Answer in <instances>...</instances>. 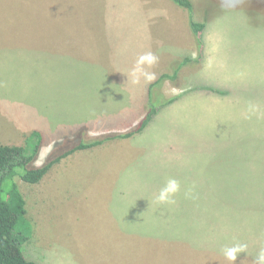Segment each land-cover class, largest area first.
<instances>
[{
  "label": "rangeland",
  "instance_id": "obj_1",
  "mask_svg": "<svg viewBox=\"0 0 264 264\" xmlns=\"http://www.w3.org/2000/svg\"><path fill=\"white\" fill-rule=\"evenodd\" d=\"M135 1L143 0H0V144L22 148L40 131L33 167L137 126L147 87L184 59L151 97L157 105L194 93L179 106V123L164 126L179 130V161H163L166 144L143 137L141 147L65 161L38 184L16 178L32 226L24 254L37 264H230L223 249L240 243L247 249L235 264H254L264 249V0H195L201 58L179 7L167 14L172 23L153 14L137 25L127 19ZM148 51L159 57L146 67L156 79L134 82L131 70ZM132 107L133 125L113 122ZM169 178L181 190L175 203L158 204Z\"/></svg>",
  "mask_w": 264,
  "mask_h": 264
},
{
  "label": "trees",
  "instance_id": "obj_2",
  "mask_svg": "<svg viewBox=\"0 0 264 264\" xmlns=\"http://www.w3.org/2000/svg\"><path fill=\"white\" fill-rule=\"evenodd\" d=\"M176 6L184 9L188 13L189 28L196 38L199 58L202 57L203 40L201 33L205 29L204 23L193 20V5L190 0H169ZM190 60L184 59L178 64L171 76L162 75L157 81L149 86L147 111L137 126L125 133H117L104 136L89 143L78 142L71 148L55 155L40 167H33L32 163L40 152L42 136L38 131L31 132L25 139L22 148L0 144V264H37L24 254V246L32 237V226L27 218L25 200L21 195L16 178L27 184H38L62 159L81 150H87L101 145L113 139H128L136 134H140L158 114L165 105L174 102L176 99H168L160 104L153 103L150 90L159 85L162 81L174 79L179 66H183ZM209 90L217 94L224 92L210 88ZM20 152V155L13 157V154Z\"/></svg>",
  "mask_w": 264,
  "mask_h": 264
},
{
  "label": "crops",
  "instance_id": "obj_3",
  "mask_svg": "<svg viewBox=\"0 0 264 264\" xmlns=\"http://www.w3.org/2000/svg\"><path fill=\"white\" fill-rule=\"evenodd\" d=\"M194 1L195 0L191 1L193 5H194ZM134 5H135V7H134ZM174 5L175 4L169 0H143V1H139V2L135 1L131 5V7H134V8H132L133 16L127 17V19H129L131 22H133L137 25H143L146 21L145 15H146L147 19L151 22L153 20V14H154L156 16V18L158 19V21L165 19L166 21L171 22L167 16V14H168L170 9L173 11H175V9L177 10V8H175ZM151 7H154L157 10L151 11L150 10ZM194 7H195V5H194ZM194 7H193V18H194ZM143 8H148L149 10L143 11L142 10ZM180 9H179V16H181L184 27H186L187 25H189L188 13H187V11L184 12V10H180ZM136 13H138V14H136ZM149 28L150 27H148L147 29H149ZM183 35L184 34L180 33L179 41H183V43H185V40H188V41L191 40L192 41V38L189 35V33H188V37H186L185 35L183 37ZM160 40L161 41L166 40V37L162 38ZM149 86L147 87V89H148L147 95L149 93ZM205 91H207V90H205ZM205 91L203 90L201 92L203 93ZM207 92H209V91H207ZM193 94L194 93L192 92V93L186 94L187 96L182 95L183 97L181 96L177 100H175L174 102L162 107L160 109V111L158 112V114L153 118V120L149 123V125L140 134H136V135H134L128 139H113V140L105 142V144L106 143H110V144H106V145L101 144V145L95 146V147L87 149V150L77 151V152L73 153L72 155L62 159L58 164H55L52 168L62 164L65 161H70V160L72 161L73 160V161H80L81 162L82 160H79V159H81L83 157L86 159V156L89 155L90 153H92V151L97 152L96 157H98L100 150H102V148H103V150H105L106 148H109V147H114V146L119 147L121 145H124L123 148L126 147L127 149H132L134 147H141L143 144V142H142L143 137H145V140L148 138H155V139H157V142L159 141V142H163L166 144V151L160 157V158H162L163 161H165L167 163L179 161V154L183 151V145H184V142H181L179 139V137H180L179 130L165 129L164 126L169 125L172 121H177L176 118H177V116H179V106L182 104V102H184L183 105L185 104V102L187 103L188 99H191V101L193 102V98H194ZM215 94H217V93H215ZM180 98H182V99H180ZM147 101H148V98H147L146 102ZM143 103H145V102H143ZM146 106H147V104H146ZM135 108H136V106H135ZM135 108L132 107V110H134L133 114L128 113L125 117L118 119V120H115L113 122L119 123L120 125H122V122L124 120L125 124H127V123L129 125L132 124L135 120ZM163 119L165 121H164L162 127L159 128L160 120H163ZM106 120L108 122L112 121L111 115L107 114ZM156 120H158V122H156ZM74 131H76L75 134L78 135L83 131V129L80 133H78L77 129H75ZM162 131L165 132L164 135H162V133H163ZM38 132L40 134H42L40 131H38ZM47 132L49 133L50 131H47ZM26 134H29V132H27ZM175 135H177L178 137H174ZM64 136H66V135H62V137H64ZM52 137H54V136H52ZM25 139H26V137H25ZM51 140L54 141V140H56V138L55 137L51 138ZM137 140H139V142H141L142 144H139L137 142ZM52 168L49 170V172L52 170ZM170 171L176 172L177 174H179V168L178 167L170 165V164H166V173H169Z\"/></svg>",
  "mask_w": 264,
  "mask_h": 264
},
{
  "label": "clouds",
  "instance_id": "obj_4",
  "mask_svg": "<svg viewBox=\"0 0 264 264\" xmlns=\"http://www.w3.org/2000/svg\"><path fill=\"white\" fill-rule=\"evenodd\" d=\"M238 0H222L223 6L235 7ZM159 57L151 51L145 52L138 56L135 65L131 70V76L134 82H139L143 78L146 82H152L156 79L154 72H149L147 68H151L158 63ZM181 190L180 182L175 178H169L165 182L164 186L160 188L159 192L155 196V201L158 204H173L175 203L174 197ZM191 195V189L185 192V196ZM247 249L246 244L236 243L230 247L223 249V255L230 264H235L238 256L245 253ZM254 264H264V249H261L255 257Z\"/></svg>",
  "mask_w": 264,
  "mask_h": 264
}]
</instances>
